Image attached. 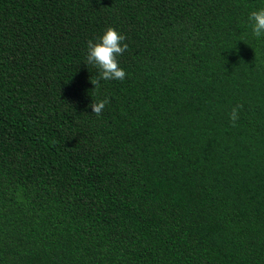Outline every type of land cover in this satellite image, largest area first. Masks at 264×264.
<instances>
[{
	"label": "trees",
	"instance_id": "16d2710c",
	"mask_svg": "<svg viewBox=\"0 0 264 264\" xmlns=\"http://www.w3.org/2000/svg\"><path fill=\"white\" fill-rule=\"evenodd\" d=\"M262 7L0 0V264H264ZM108 26L127 75L93 89Z\"/></svg>",
	"mask_w": 264,
	"mask_h": 264
},
{
	"label": "clouds",
	"instance_id": "9594fccd",
	"mask_svg": "<svg viewBox=\"0 0 264 264\" xmlns=\"http://www.w3.org/2000/svg\"><path fill=\"white\" fill-rule=\"evenodd\" d=\"M99 3V0H97ZM249 25L253 35L257 38L264 37V7L250 12L248 16ZM125 36L115 30L112 26H108L103 30V34L95 39L87 41L86 63L93 66L97 70V78L90 82L94 86L93 89H99L100 81L123 80L126 72L120 67L117 57L122 55L128 49L125 43ZM109 103L107 98L91 102L89 107L92 113L100 116ZM242 105H236L229 113V119L235 126L239 119V111Z\"/></svg>",
	"mask_w": 264,
	"mask_h": 264
}]
</instances>
